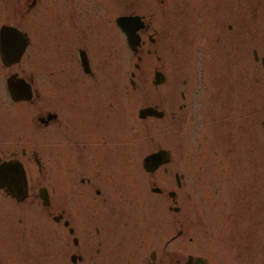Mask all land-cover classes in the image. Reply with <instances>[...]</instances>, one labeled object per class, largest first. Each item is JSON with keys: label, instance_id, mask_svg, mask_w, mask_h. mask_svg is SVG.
Instances as JSON below:
<instances>
[{"label": "flooded vegetation", "instance_id": "flooded-vegetation-1", "mask_svg": "<svg viewBox=\"0 0 264 264\" xmlns=\"http://www.w3.org/2000/svg\"><path fill=\"white\" fill-rule=\"evenodd\" d=\"M123 29L137 41L135 52L128 49L137 62L157 48L182 54L187 42L193 72L186 84L194 87L196 114L215 107L237 111L244 100L251 109L258 106L257 79L246 85L243 68L252 62L264 69V0H0V47L23 48L15 60L0 54V172L6 164L17 166L0 174V264H36V218L43 226L44 264H207L200 255L167 247L185 233L175 217L181 212L176 191L152 179L157 171L159 181L168 172L169 151L157 149L167 151L169 161L151 172L142 167L150 153L144 155L142 177L127 166V87L116 88L109 70L113 49L128 48ZM160 74L152 84L167 82ZM179 97L186 98L183 92ZM53 100L61 113L50 108ZM149 106L162 115L140 119L174 121L173 112L142 107ZM41 169L45 183L38 185L35 172ZM127 176L134 192L140 191L137 183L149 184L160 203L169 200L166 209L176 224L174 234L159 243L158 217L150 215L145 252L130 251ZM172 179L180 188L182 174L173 172Z\"/></svg>", "mask_w": 264, "mask_h": 264}, {"label": "rangeland", "instance_id": "rangeland-1", "mask_svg": "<svg viewBox=\"0 0 264 264\" xmlns=\"http://www.w3.org/2000/svg\"><path fill=\"white\" fill-rule=\"evenodd\" d=\"M52 8H58V4ZM184 43L182 54L175 55L168 47L162 51L157 48L154 55L142 54L139 62L128 48L117 45L113 49L115 59L109 70L115 74L116 88L127 87V113L131 117H127V142L130 141L127 166L131 170L138 168L142 177L140 163L144 155L159 148L169 151L168 172L159 181L157 171L152 179L159 187L175 190L177 204L181 206V212L175 217L184 224L185 233L175 243L167 245L170 250L200 255L207 264H264V129L261 126L264 121V69L252 62L244 64L243 68L244 73L248 72L244 78L246 85L253 78L257 79L259 101L256 108L251 109L244 100L236 105L234 110L243 107L237 111L222 112L215 107L212 111L207 110L206 115L203 112L196 114L190 100L194 87L186 84L193 65L186 61L189 47L186 41ZM156 55L160 58L156 59ZM57 67L58 60L52 64L53 72L58 71ZM230 68L231 65L228 72ZM153 71L162 73L167 82L152 84ZM130 73H133L135 89L129 83ZM56 90L61 93L60 89ZM57 92L52 93L53 98L57 97ZM179 92L186 98L181 99ZM153 104L165 114L173 112L176 115L174 121L168 117L160 120L137 117L140 107ZM182 104L184 109H178ZM50 108L62 112L57 101L53 100ZM55 159L58 165L59 156ZM44 162L45 158L42 166ZM173 172L183 176L178 189L174 186ZM43 173V169L35 172L36 184L45 183ZM139 183L136 185L140 191L135 189L134 192L127 176V193L132 202L130 208L127 207V234L130 251L144 248L145 252L150 247L142 243V237L149 236L152 231L145 227L149 225L150 215L158 217L159 229H154V236L159 232V243L174 234L176 224L171 219L172 212L166 209L169 200L165 198L160 203V197L149 192V184ZM151 208L154 212L150 214ZM38 221L33 249L36 250V264H44L43 226ZM188 236L192 238L190 245L186 242ZM27 249L32 250L31 244Z\"/></svg>", "mask_w": 264, "mask_h": 264}, {"label": "water", "instance_id": "water-1", "mask_svg": "<svg viewBox=\"0 0 264 264\" xmlns=\"http://www.w3.org/2000/svg\"><path fill=\"white\" fill-rule=\"evenodd\" d=\"M126 35V42L128 44L129 49L135 51V45L137 44L136 40H132L130 36H128L127 30L124 31ZM24 42V40H23ZM23 51L22 46H16L14 48H7V47H0V54L2 55L3 58L5 59H10V58H17L19 55H21ZM8 61H13V60H8ZM162 79V76L159 72L155 71L153 74V83L158 84ZM10 89V86H9ZM11 94H13L11 90ZM138 117L139 118H144L145 116H154V117H160L162 115L161 111H157L154 107H143L138 110ZM264 124V123H262ZM169 161V155L168 152L165 150H157L156 152L150 153L147 156H145L142 160V167L144 170L151 172L153 171L158 165L167 163ZM7 166H10V164L4 165L3 172L1 171V175H5V170L8 168ZM20 167V165H19ZM9 168L12 170L16 169L17 166L15 164L11 165ZM22 176V174H21ZM21 179V178H20ZM152 190H157V189H152ZM17 193L18 190H10L11 194ZM172 192L169 193V196H172Z\"/></svg>", "mask_w": 264, "mask_h": 264}, {"label": "bare ground", "instance_id": "bare-ground-1", "mask_svg": "<svg viewBox=\"0 0 264 264\" xmlns=\"http://www.w3.org/2000/svg\"><path fill=\"white\" fill-rule=\"evenodd\" d=\"M150 107V106H149ZM174 199V198H173ZM177 215V214H176Z\"/></svg>", "mask_w": 264, "mask_h": 264}]
</instances>
